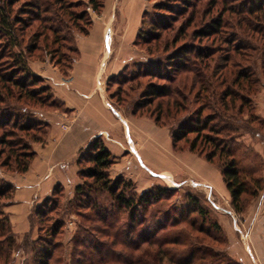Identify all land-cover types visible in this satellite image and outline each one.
Here are the masks:
<instances>
[{"label": "rangeland", "instance_id": "1", "mask_svg": "<svg viewBox=\"0 0 264 264\" xmlns=\"http://www.w3.org/2000/svg\"><path fill=\"white\" fill-rule=\"evenodd\" d=\"M7 1L12 3V17L20 15L18 18L21 19V22L17 23L16 26L19 27L21 41L17 46H10L6 36H3L0 32V182L6 180L5 172H13L15 170L14 163H12L14 157L30 151L31 147H33V141L37 138H43L47 131L45 122L36 111L42 107L43 102H47L50 98V93L42 86L45 81H38L37 84H32V81H25V72H22V68H20V64L17 61L18 56L25 59L26 62L27 60L29 61L30 53L28 47L32 46V53L35 57L32 58L33 60L44 61V58L52 56L55 60L60 58L62 63H66L63 55L68 59L75 56L71 37L72 30L87 25V19H82L81 17H83L82 14L86 6L91 4L90 0H69L72 1L68 10L69 12L72 11V16L74 17L72 18L68 14L64 15L59 6L57 4L54 5L53 2L51 3L53 7L50 12H40L42 20L37 21L34 20L36 16L26 8L29 6L30 0H0V4L2 3L3 6ZM247 1L151 0L147 7L148 12L145 17L144 28L145 30L149 29L150 22L155 19L160 26V29L157 30L158 39H153L149 46L141 44V48L139 47L142 51L141 58L129 63L116 75L115 82H119V86L115 82L111 85L110 92L118 88L123 90V99L119 102L122 105V109H130L132 103L136 101L147 103L146 107H151L152 111H154V105L159 102L165 107L168 98L155 99L153 105L150 106L147 102L148 99L141 96L142 91L152 82L159 85H169L171 82L163 77L175 79V76H173L176 75L175 66L172 65L174 68L169 69L171 67L170 64L173 63L170 60L177 54L178 50L184 47L190 49L191 64L196 63L197 69L200 71L199 74L210 81H215V72L217 74L220 73L215 69V61L226 55L234 57L230 44L216 40V38H219V36L226 37L231 45L246 39L245 35L241 34L237 23V18L239 17H237L236 11L239 10L242 2L246 3ZM155 3L161 4L160 8H155ZM94 12L97 15L99 13L95 10ZM219 15H222L223 23L219 33L215 34L212 32L208 36L207 34L201 35L208 33L203 32L202 29L212 19L219 18ZM63 19L64 24H61L60 20L63 21ZM61 25H63L62 29L60 31L57 30ZM50 28L56 30V32L50 30ZM36 33L37 36L39 35L38 37ZM9 49L13 53H10ZM197 50L199 52L202 51L204 54L202 59L194 57ZM247 53L252 54V51H247ZM252 55L253 57L250 60H254V62H251V64H256L255 68L258 71H262L263 67L259 58L255 57L254 54ZM248 64V62H243L244 66ZM157 74L161 78L156 76ZM13 76L16 78L23 77V83L20 85L15 84L11 80ZM193 76L194 73L192 72L177 74L176 81L174 80L172 85H177L180 88L179 91L183 97L179 96L178 99L176 98L179 107L173 108V114L166 115L165 113L162 119L163 123L170 125L176 130L182 122H192L197 119L201 124V133H210L213 137L220 138L221 142L228 141V136L231 134V138L238 140L240 144L244 145L243 147L247 146L246 140H250L251 133L249 132L251 130H264V126L260 123V120L264 121V118L258 114V104L264 102V87L260 88V90L258 87L256 93L246 96L247 92H240L235 85L227 84L231 93L238 95V97L236 96L233 101L236 107L229 109L226 115L235 114L239 115L238 117L240 118L242 117L243 128L238 129L235 133H232L233 131L224 132L223 136H217L216 133L211 132L209 129L218 126L219 120L209 121L208 119L213 115L214 109H216L214 101L217 99L212 98V96L207 98V100L198 99L197 93L200 90V85L194 84L193 86ZM262 80L264 82V74H262ZM218 89L220 91L225 89V87L221 85ZM29 91H34L35 93L28 95ZM126 92L129 94L128 97H126ZM242 94L246 96L248 102L250 101L249 104L247 101L246 104L243 103L240 99ZM228 100H230V97ZM204 101L210 103L204 104ZM172 104L173 101H171L170 105L172 106ZM238 107L243 109L240 114L238 113ZM174 110H177V114H174ZM204 121L207 122V129H204ZM195 136V132L187 135L190 141ZM252 136L254 135L252 134ZM255 139L257 138L255 137ZM177 143L179 149H182L179 151L188 150L189 142L186 138L178 140ZM204 147L203 149L206 152L211 149L210 144L207 142H205ZM200 148L202 147L200 146ZM248 148L250 149L251 147ZM200 157L204 158V155H200ZM251 157V154H248L247 159H251ZM219 162L218 156H216L215 163L211 164L218 167L217 164ZM84 164L86 166L91 165L85 161ZM88 181L91 182L92 180ZM158 181L159 183L152 184L150 187L159 184L163 187L174 189V192L169 194L167 198L148 207L146 216L149 222L147 223H151L152 227H155L159 223H167L177 217L181 219L180 214L182 213V218L185 220L178 225L179 227H186L195 237L198 236L204 242L210 243L214 250L224 252V236H218L221 240H215L206 233L191 229L188 224L191 219H195L197 227L202 224L206 228L209 227V221L213 220L216 215V211L211 209L210 205L212 204L210 202L214 201L212 193L209 194L206 187L201 188L193 185L191 181L183 180L182 183L177 184L172 176L168 174H161V179H158ZM134 184L138 193L150 188L139 190L135 182ZM95 197L106 208L98 211L100 215H104L107 212V221L105 223L101 222L98 216L94 215V212L83 207L85 200L75 192V188L71 192H66L63 188L59 191L54 190L43 199L38 207L36 224L38 229L35 236H30V238L23 241L21 250H17L11 256V264H34V260L39 259L45 250H54L51 259L52 264H131L127 259H134L139 254V251L134 248L140 242V235L142 233L145 234L142 229L143 226L137 224L133 229H130L128 224L131 219H129L128 211L119 210L107 192H100ZM191 197H197L199 203L206 207L209 212L208 221L203 222L202 217L197 212L191 211L194 207ZM10 201L11 197L8 196L0 198L2 211H6ZM140 211L139 208L137 217L142 215ZM87 215L89 220L85 218ZM58 222L62 226L57 233L53 234ZM171 228L168 227L167 231L172 230ZM212 231L216 233L214 230ZM80 238L84 239L86 244L78 245L77 239ZM89 242H92L93 246L91 248H87V243ZM171 248L179 249L176 246ZM163 264L175 263L169 262L165 258Z\"/></svg>", "mask_w": 264, "mask_h": 264}, {"label": "trees", "instance_id": "2", "mask_svg": "<svg viewBox=\"0 0 264 264\" xmlns=\"http://www.w3.org/2000/svg\"><path fill=\"white\" fill-rule=\"evenodd\" d=\"M29 2L30 4L26 8L36 16L34 20L41 21L42 17L40 12H50V9L53 7L51 3L53 2L54 5L57 4L59 6L60 10L64 12V15L68 14L70 17L74 18L72 16V11H68L71 7L70 2L72 1L30 0ZM90 3L91 4L88 6H91L95 11L100 13L104 8L105 0H90ZM88 6H86V9H84V13L82 14L83 17H81L82 19H87V25L79 29H73L71 33L75 56L68 59L63 55L66 63H62L60 58L55 60V58L52 56L44 58L58 66L64 74L69 73L78 55V48L75 44V33L79 32L82 34H88L90 30L92 24V15L87 9ZM160 6L161 4L155 3V8H160ZM147 12L148 9L143 13L141 27L136 39V44L139 47L141 44L149 46L153 39H158L157 30L160 29V26L159 23L155 21V19H152L150 22L149 29L145 30L144 28ZM236 14L239 15H237V17H239L237 18V23L241 30V34L243 36L245 35L246 39H244V41H240L239 43L236 42L235 45H231L226 37L219 36V38H216V40H221L222 42H227L230 44L231 49H233L234 52V57L231 55H226L227 57L224 56L223 58L219 56L220 59L215 61V69L216 71L218 70L220 72L219 74L215 72V81H210L208 78H205L203 75L199 74L200 71L197 69L196 63L194 62L191 64V57H189L190 49L186 47L178 50L177 54H175L170 60V62L173 63L170 64L171 67H169V69L174 68L172 65L175 66L174 69L176 71V75H173L175 76V79L177 78V74L182 72L194 73L193 86L194 84L200 85V90L197 93L198 99L202 98L203 100H207V98L210 96L217 99L214 101V107L216 109H214V112L212 113L213 115H210L211 117L208 118L209 121L215 119L219 120V124H217L218 126L211 127L209 129L211 132L216 133L217 136H223L224 132L233 131L232 133H235L238 129L243 128L242 117L240 118L238 117L239 115L235 114L226 115L229 109L236 107L233 101L236 96L238 97V95L231 93L229 89L230 87H227V84L235 85L240 92L249 93H246V96L250 95L251 93H256L258 91V87L259 90L260 88L264 87V82L262 80V74H264V0H248L246 3L242 2L239 10L236 11ZM19 16L20 15L12 17L11 1H7L3 6L2 3L0 4V32L3 34V36H6L10 46H17L21 41L19 36V27L16 26L17 23L21 22V19L18 18ZM60 23L64 24V19L63 21L60 20ZM222 25V15H219V18L217 17L212 19V21L207 23L204 29H202L203 32L208 33H203L201 35L207 34L208 36L212 32L218 34ZM62 27L63 25L59 26L57 30L60 31ZM50 30L53 29L50 28ZM53 31L56 32V30ZM28 50L30 53V61L32 58H35L34 54L32 53L33 47H28ZM9 51L10 53L12 52L11 49H9ZM247 51H252V54L259 58L263 67L262 71H258V69L255 68V66H257L256 64H251V62H254V60H250L253 55L251 53H247ZM195 54L196 55L194 57L196 59H202L204 57L202 51L199 52L197 50L195 51ZM17 61L20 64V68H22V72H25V81H32V84H37L38 81H45L42 76L32 72L28 60L26 62L25 59L18 56ZM243 62H248L249 64L244 66ZM156 76L159 75L157 74ZM115 78L116 75L109 80L110 89L112 83L114 84L115 82ZM159 78L161 77L159 76ZM163 78L171 83L169 85H159L152 82L146 89L142 91L141 96L148 99L147 102L150 106L153 105L155 99L168 98L167 105L165 106L166 108L164 105H162V103L159 102L154 105V111H152V109H150L151 107H146L147 103H143V101H136L132 103L130 109L126 108V110H124L129 114L148 116L152 118L157 125L168 128L173 140V146L176 150H182L178 147V140H183L186 138V140L189 142L188 150L198 153V155H204V158L210 163H215V157L218 156V160L220 162L217 165L221 170L225 185L230 192L231 206L235 213H243L250 199L257 196L258 191L262 188V178L258 176V171L262 168L261 162L258 161L248 166L244 165L246 162L257 161L255 157L256 152L252 147L249 149V145L246 146L247 148L243 147L244 145L240 144L238 140L231 138V134L228 136V141L221 142L220 138L213 137V135L210 133H201V124L197 119L193 120L192 122H182V124L176 130L170 125L163 123L162 119L164 114H173V108L176 109L179 107V103L177 102L176 98L178 99L179 96L183 97L179 91L180 88H178L177 85H172V82L175 79L170 77ZM22 79L23 77L16 78L13 76L11 80L15 84L20 85L23 83ZM115 83H118V86L120 85L119 82ZM221 85L225 87V89H221L219 91L218 88H220ZM42 86L47 92L50 93V98L46 103L43 102V105L40 108L60 107L61 102L54 97L51 86L46 82ZM34 93V91H29L28 95H33ZM109 93L114 103L122 108V105L119 102L123 99V90L118 88L117 90ZM128 96L129 94L126 92V97ZM246 96L244 94L240 96V99L245 104L247 101ZM229 97L230 100H228ZM151 98L154 99L151 100ZM171 101H173L172 106L170 105ZM249 102L247 101L248 104ZM203 103L208 104L210 102L204 101ZM242 110V107H238L239 114L242 112ZM174 112V114H177V110H174ZM260 123L264 126L263 120H260ZM45 124L46 127H48L46 122ZM203 125L204 129L208 128L207 122L204 121ZM191 132H195L196 136L190 141L187 135ZM249 133H251L250 136L253 134L254 138L256 137L264 139V130L258 131L255 129L251 130ZM46 134L47 131L43 138H37L33 142H43L46 138ZM205 142L211 146V149L207 152L203 149L206 147H204ZM200 146L202 148H200ZM35 153V150L33 147H31L30 151L23 152L21 156H15L14 161L12 162L15 166V170L13 171L19 173L26 172L29 169ZM248 154H251V159H247ZM84 161L90 163L91 165L86 166ZM114 162L115 156L105 146L103 140L100 137L94 139L93 142H91L85 149L80 151L78 159L79 175L83 181L81 180L78 184H76L75 192L85 200L83 207L91 212H94V215L98 216L101 222L105 223L107 221V212H105L104 215H100L98 213V211L105 210L106 208H104V206L98 202L95 195L99 194L100 192H107L112 198L114 204L118 206L119 210L128 211L129 219H131L130 223L128 224L130 229H133L137 224L139 226H143L142 229L146 235L144 233L140 235V242L134 248L139 251V254L134 259H127L129 263L163 264L164 259L167 258L169 262L175 264H242L236 259L230 257L225 251L220 252L214 250L210 243L204 242V240L198 236L195 237L193 233L186 227H179L178 225L185 220L182 218V213L180 214L181 219L177 217L176 219H173L167 223H159L155 227H152L151 223L148 224L147 222L149 221L147 220L146 216L148 214V207L155 204L156 202H159L160 200H163L164 198H167L169 194L174 192V189L163 187L157 184L142 191L141 193H138L132 179L126 178L124 176H116L115 178L111 177L109 169ZM88 180L92 181L90 182ZM61 189L62 187L57 185L54 190L59 191ZM13 191L14 186L11 182L7 180L0 182V198L6 196L11 197L10 204L13 198ZM191 199L193 200L192 203H194L193 210L191 211L197 212V214L202 217L203 222L208 221L209 212L207 211L206 207L199 203L197 197H191ZM139 208L142 215L137 217ZM34 215L37 221L38 208L36 209ZM85 218L89 220L88 215L85 216ZM188 224L191 229L206 233L209 237L215 240L220 238L218 236H224V242H226V237L223 233L221 225L218 223L216 218L209 221V227L207 228L203 224L197 227V222L195 219H191ZM61 226L62 224L58 222L53 234L57 233ZM168 227H172V230L167 231ZM212 230H214L216 233H214ZM27 238H30L29 234L25 235V238L22 241H18L17 235L13 231L9 214L7 211H2L0 208V264H11V256L17 250H21L20 248L22 243L25 239L27 240ZM77 243L78 245H84L86 244V241L80 238L77 239ZM92 246V242L87 243V248H91ZM172 246H176L179 249L171 248ZM53 254L54 250H45L44 254L39 259L34 260V264H52L51 259Z\"/></svg>", "mask_w": 264, "mask_h": 264}, {"label": "crops", "instance_id": "3", "mask_svg": "<svg viewBox=\"0 0 264 264\" xmlns=\"http://www.w3.org/2000/svg\"><path fill=\"white\" fill-rule=\"evenodd\" d=\"M150 2L105 0L102 11L92 15L88 34L75 33L78 55L68 74L48 59L29 61L61 106L36 111L48 127L45 140L33 142L36 153L29 169L4 173L14 186L6 209L13 231L18 241L27 234L35 236L36 209L57 185L66 192L74 190L81 181L80 151L100 137L115 156L110 175L132 179L139 190L159 183L161 174L172 176L177 184L184 180L206 187L226 237L225 252L242 264H264V139L246 140L257 161L244 165L261 162L262 188L237 214L218 167L194 152L176 150L168 128L148 116L129 114L111 98L109 80L141 58L136 39ZM258 114L264 118V102L258 104Z\"/></svg>", "mask_w": 264, "mask_h": 264}, {"label": "built area", "instance_id": "4", "mask_svg": "<svg viewBox=\"0 0 264 264\" xmlns=\"http://www.w3.org/2000/svg\"><path fill=\"white\" fill-rule=\"evenodd\" d=\"M87 9H88V11L90 12L91 15L95 14L94 9L91 6H88Z\"/></svg>", "mask_w": 264, "mask_h": 264}]
</instances>
